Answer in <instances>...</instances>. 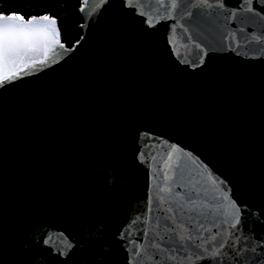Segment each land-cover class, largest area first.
I'll return each instance as SVG.
<instances>
[{"label": "water", "instance_id": "95a60500", "mask_svg": "<svg viewBox=\"0 0 264 264\" xmlns=\"http://www.w3.org/2000/svg\"><path fill=\"white\" fill-rule=\"evenodd\" d=\"M79 14L0 68V264H264V0Z\"/></svg>", "mask_w": 264, "mask_h": 264}, {"label": "trees", "instance_id": "16d2710c", "mask_svg": "<svg viewBox=\"0 0 264 264\" xmlns=\"http://www.w3.org/2000/svg\"><path fill=\"white\" fill-rule=\"evenodd\" d=\"M82 0H0V13L19 14L26 18L47 15L59 20L63 40L68 46L77 41L82 32L79 7Z\"/></svg>", "mask_w": 264, "mask_h": 264}, {"label": "snow or ice", "instance_id": "6c2138e0", "mask_svg": "<svg viewBox=\"0 0 264 264\" xmlns=\"http://www.w3.org/2000/svg\"><path fill=\"white\" fill-rule=\"evenodd\" d=\"M40 20L50 21L52 25L56 21L49 16H42ZM36 23V18L25 20L20 15H4L0 13V68H3L9 59L15 57H23L31 50L33 36L30 32L23 28H18L15 25H32ZM55 34L59 36V30H55ZM55 43H59L58 38ZM60 47H64L62 44ZM17 75V73H13ZM11 77L0 73V84Z\"/></svg>", "mask_w": 264, "mask_h": 264}]
</instances>
